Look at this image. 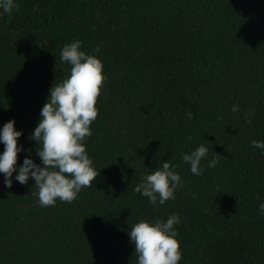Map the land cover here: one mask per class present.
Returning <instances> with one entry per match:
<instances>
[{"label":"trees","instance_id":"trees-1","mask_svg":"<svg viewBox=\"0 0 264 264\" xmlns=\"http://www.w3.org/2000/svg\"><path fill=\"white\" fill-rule=\"evenodd\" d=\"M15 2L0 15V125L14 118L36 162L28 134L68 74L62 46L81 40L105 79L84 141L98 170L89 187L40 206L31 178L5 187L0 173V264H135L128 228L174 212L178 264H264V153L249 144L264 140V0ZM200 143L197 176L180 157ZM162 160L184 184L153 207L132 189Z\"/></svg>","mask_w":264,"mask_h":264},{"label":"clouds","instance_id":"clouds-1","mask_svg":"<svg viewBox=\"0 0 264 264\" xmlns=\"http://www.w3.org/2000/svg\"><path fill=\"white\" fill-rule=\"evenodd\" d=\"M16 7L15 0H0V15L11 13ZM81 44V40L73 39L60 49V60L70 66L68 74L51 84L37 123L28 134V139L35 141V155L39 162L33 159L30 148L18 143L22 129L15 127L14 118L0 125L3 184L10 187L13 180L25 184L31 178L36 188L33 193L35 202L40 206L55 205L57 199L70 203L82 187L92 184L98 172L84 141L92 135L90 124L97 117L96 98L105 76L101 59L86 52ZM238 110L235 103L230 108L232 112ZM186 115L188 119L193 117L192 112ZM244 115L248 117L250 113ZM187 139L191 140V135ZM249 144L264 153V140L253 138ZM20 152L28 154L17 164ZM207 153L208 146L200 143L182 152L180 159L188 164L192 174L199 176L204 172L202 160ZM216 163L214 155L207 160V167L212 168ZM176 168L175 163L162 160L158 167L148 168L151 170L140 176L132 190L147 197L153 207L162 205L166 200L174 199L175 190L183 187L184 182ZM258 213L264 215V201L259 202ZM179 222L180 216L174 212L165 219H140L133 223L127 234L134 245L135 264H178L181 249L174 225Z\"/></svg>","mask_w":264,"mask_h":264}]
</instances>
